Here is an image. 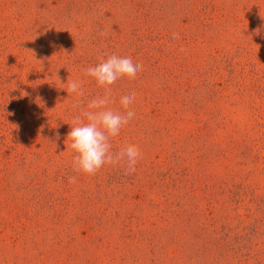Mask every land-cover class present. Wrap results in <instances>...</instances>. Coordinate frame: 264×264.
<instances>
[{
  "label": "rangeland",
  "instance_id": "rangeland-1",
  "mask_svg": "<svg viewBox=\"0 0 264 264\" xmlns=\"http://www.w3.org/2000/svg\"><path fill=\"white\" fill-rule=\"evenodd\" d=\"M205 1L182 0L188 11L199 12L196 19L180 15L173 11V3L168 4L166 12L172 15L169 22L162 21L161 25H165L173 47L171 54L166 53V62L169 74L180 75L183 80H179L178 87L170 78L167 86L171 91H162V80L153 77L151 71H140L139 81L129 80L128 89H140L135 103L143 108L138 113L144 112L146 116L141 119L135 115L132 123L113 139V145L118 151L129 144L138 145L142 159L131 175L124 174L126 160L107 164L104 172L122 176L124 180L118 179L119 183L131 179L146 182L144 192L137 188L127 199L122 195L119 209L122 214L142 210L140 215L147 221V229L154 227L152 217L157 210L148 203H140L155 197L150 190L151 180L159 176L170 187L185 176L191 184L220 182L226 193L211 196L213 214L208 211L206 217H214L217 229L227 227L234 242L247 244L258 236L264 243V0ZM26 4L28 14L23 7ZM39 5L42 13L37 12ZM57 5L58 2L47 4L46 0H0V264H133L135 258L141 264H151L146 246L124 245L120 249L117 217L112 218L113 222L103 218L102 223L92 219L85 223V210L78 206L74 213L63 217L64 225L56 226L53 211L44 208L39 198L26 201L28 194L20 191L25 183L41 181L56 195L60 184L65 185L63 179L56 181L57 174L67 176L63 167L69 161L71 165L73 153L68 133L74 118L84 108L80 97L68 96L64 90L65 82L81 81V77L77 71H59L58 57L56 68L46 57L40 58L43 42L77 45L82 39H93L97 45L96 62L101 56L108 58L111 51L107 48L116 43L110 37L111 29L106 36L101 32L95 36L93 20L69 19L70 15L59 13ZM36 17L37 35H28ZM158 17L156 21H160L161 15ZM114 21L118 23L116 27L126 28L120 27L124 25L123 15H117ZM174 33L182 34L179 40L173 39ZM130 39L125 29L120 40ZM204 83L209 84L203 87ZM188 87L197 89L193 98L186 92ZM176 89H182L177 98L173 96ZM112 93L117 100L123 95L117 89ZM146 99L150 103L144 108ZM47 124L66 129L59 133H63L61 140L67 151L63 153L56 147L55 161L44 160L41 168L36 165L28 170L18 165L17 161L24 156L34 159V153L47 151L49 140L56 134L42 133ZM152 172L158 174L149 180ZM9 183L15 189L4 192V185ZM199 194L197 205L205 211V195ZM193 211L194 207L187 216L160 226L167 227L162 230L166 241H180L184 233L188 241L182 242L195 240V232L202 227L205 217ZM111 213L115 214V210ZM31 217L33 220L28 222ZM40 217L44 221L38 222ZM13 227H29L28 234L21 237V230L15 231ZM38 227L70 228L59 233L63 244L57 247L53 239L58 233L48 231L39 235ZM89 227L107 228L97 234ZM100 238L104 239L105 248L98 250L94 247ZM124 257L126 262L121 260ZM180 260H167L166 264H188Z\"/></svg>",
  "mask_w": 264,
  "mask_h": 264
},
{
  "label": "trees",
  "instance_id": "trees-1",
  "mask_svg": "<svg viewBox=\"0 0 264 264\" xmlns=\"http://www.w3.org/2000/svg\"><path fill=\"white\" fill-rule=\"evenodd\" d=\"M49 2H58L57 7L59 8V13L70 15L71 17H69V19L93 20L94 32H96L95 36L100 35L99 32L106 36L109 34L108 30L111 29L110 37L114 38L116 43L109 46L106 50L111 51L110 56L114 54L123 56L131 53L139 55L143 62L141 71H151L153 77H159L160 81L162 80L160 86L162 91H171L170 87L167 86L170 78L176 81L178 87L180 86L179 80H183V78L180 77V75H174V73L169 74L170 68L168 69L169 65L167 67L168 61L166 62V59L169 57L166 53L171 52L173 42L167 39L169 35L165 31V25H161V22H169L168 19L172 14L166 11L170 3H173V11H179L180 15L184 13V16H188L189 19L198 18L197 14L199 15V12L195 10L188 11L183 7L182 0H46L47 4ZM205 2L208 3L207 0ZM13 4L18 5L19 2L13 1ZM27 6L26 4V6L24 5L23 7L28 14L29 8ZM37 12H43L42 6L37 8ZM117 15H123L124 21L122 23L124 25L120 27L126 26L125 29L128 30L131 37L130 41L120 40V36L124 34L125 29L116 27L118 23H116L114 19ZM158 15H161L160 21H156L159 18ZM27 18L28 16L26 20ZM38 21L39 18L36 17L33 27L27 32L28 35H37L35 23H38ZM111 24H114L115 27H110ZM47 31L50 33L49 29H47ZM181 35L182 34H178L177 40H179ZM92 40L82 39L77 45L67 42H62L61 44L59 41H55V43L44 41L41 52L39 51L40 58L46 57L49 61L48 63L55 65V68L58 65V61H56L58 57L60 61L59 71H77L76 73L81 77L84 87L85 94L80 97L84 107H86L90 99L102 92L95 81L85 75V70L89 66H94L99 62H96L97 57L95 49H97V45ZM157 41L159 43H157ZM89 42H91L90 45ZM106 51L104 50V53ZM103 58L107 59V57ZM198 75L199 77H203L202 73H198ZM193 78L196 77L193 76ZM131 79H137L139 81L141 77L139 73L132 76H125L112 86V90L116 91L117 89L124 94L129 90L126 84L130 82L129 80ZM66 83L67 82H65L64 85ZM208 84L209 83H204L202 86L205 87ZM65 87L67 88V85H65ZM185 89L186 92L188 91L187 94L193 95L192 98L196 96V87H188ZM135 90L137 94L140 92V89ZM180 94H182V89H176L173 96L177 98ZM147 103H150V101H148V99L144 100L142 104L144 108L147 106ZM77 104L76 102V105ZM133 105L132 110L135 112V115L139 116L141 119L145 118L146 115H144V112L138 113L139 109L143 108L136 103ZM69 112L72 113V109ZM153 118H156V115L153 116ZM61 131L64 132L66 129L62 128L60 125L52 127L50 124H47L46 130L42 133L51 134L52 132L53 135L56 133L53 139L49 140L47 151L34 153V159L24 156L21 160L17 161L18 165L24 166L25 169L32 170L36 165L41 168L44 160L48 162L55 161L57 148H60L63 153L67 151V147L61 140L63 137V133H59ZM75 155L76 154L73 152L71 156V165L69 161V164L63 167V171L67 172V176L64 177L61 172L57 174L58 177L56 181L58 182L59 179H63L65 185L63 186V183L60 184L55 192L56 195L50 193L48 190H50L51 187H48L47 183H42L41 181L28 184L25 183L20 188V191L28 194L26 201L32 200V198H39L44 208L54 212L52 220L55 222L56 226L64 225L63 217H68L76 211L78 206H81V208L85 210V223L89 222L88 220L90 219L99 220V222H101L103 218L113 222L112 218L117 217L120 220V227H117V233H115L119 235L120 238V249H122L124 245L126 247L146 246L149 250L151 264H160L161 260H165L161 263L166 264L167 260H178L179 257L188 264H264V243L260 242L258 236L252 237V241L249 243L246 241L247 244L234 242L231 231H227V227L217 229L213 221L214 217L211 219L206 217V212L208 211L213 214L212 209L214 206L212 205L211 196L214 197L215 195L226 193L220 182H216L214 185H200L198 181H193L191 184L190 179L185 176V178L179 180L180 182L170 187V185L166 184L159 176L155 180H151L152 184L149 183L151 187L150 190L155 197L153 199L152 197H149L150 199H143L140 203H148V205L153 207L154 211L157 210V213L155 212L152 217L154 218V227L147 229V227H144L147 221H144L145 218L143 220L142 215H140L143 213L142 210H129V213L122 214V209H119V198L122 195H124V199L131 197L130 192L137 188L140 189L139 191L144 192L146 182L140 179L138 181L131 179L119 183L118 179H121L122 176L119 175V177H116L111 173L105 175L104 170H107V165L102 167L95 175H85L77 172L73 169ZM57 170L58 167H56V171ZM157 174L158 173L152 172V175L149 176V180L153 175ZM45 175L46 174H44V177H46ZM72 176L76 177V182L74 183L69 182V178ZM106 176L108 178H114L112 180H107ZM13 189H15L13 183H11V185L10 183L6 184V186L4 185V192L8 193ZM127 192L129 194H127ZM201 192L205 195L203 198L207 206L205 211L200 208L199 204L197 205L196 201ZM66 193H68V195H66ZM105 206H107L108 209L105 210ZM193 207L195 209V211H193L194 214L197 213L205 217V222L202 227H198V230L195 232V240L193 242H182L184 239L188 241L186 239L188 236L184 233L185 235L183 234L184 237H182L180 241H178L177 238L167 239L166 241L162 236L164 235L162 230L166 231L167 227L160 226L187 216L189 214V209ZM112 210H115V214L111 213ZM49 218L51 217H47V219ZM32 220V217L31 219H27L28 222ZM42 221L44 220L40 217L38 222ZM13 228L16 229L15 231L21 230V232H19L21 237L24 236V233L28 234L27 229L29 227ZM38 228L40 230L39 235H43V233L48 231L56 234L58 233L53 239V245L59 247L63 244L60 240L61 234L59 233H65L70 227ZM73 228L75 227H72V229ZM89 228L95 233L100 234L105 231L107 227ZM104 244V239L100 238V240L95 242L96 247L94 248L98 250L104 249ZM260 245L262 246L261 248ZM63 248H65V246L61 247V249H57V251ZM110 248L111 250L113 249V247ZM116 250H118V247ZM121 260L126 262V257ZM133 264H141V262L139 259L135 258Z\"/></svg>",
  "mask_w": 264,
  "mask_h": 264
},
{
  "label": "clouds",
  "instance_id": "clouds-1",
  "mask_svg": "<svg viewBox=\"0 0 264 264\" xmlns=\"http://www.w3.org/2000/svg\"><path fill=\"white\" fill-rule=\"evenodd\" d=\"M178 34H173L177 39ZM143 62L139 55H111L107 59L100 57L99 62L89 66L85 75L95 81L103 89L89 100L86 107L81 109L80 115L74 118L68 139L70 148L76 154L73 169L85 175H95L102 167L113 161L126 160L125 175H131L136 165L142 159V152L138 145L129 144L121 150H116L113 139L135 118L131 106L135 103L137 92L127 90L119 99H115L112 86L125 76L139 73ZM65 89L69 95L79 98L84 93L83 82L71 80ZM70 183L76 182V177L69 178Z\"/></svg>",
  "mask_w": 264,
  "mask_h": 264
}]
</instances>
